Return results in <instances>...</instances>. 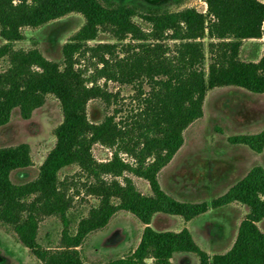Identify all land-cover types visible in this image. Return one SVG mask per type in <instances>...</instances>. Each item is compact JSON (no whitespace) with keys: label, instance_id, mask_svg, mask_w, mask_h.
<instances>
[{"label":"trees","instance_id":"1","mask_svg":"<svg viewBox=\"0 0 264 264\" xmlns=\"http://www.w3.org/2000/svg\"><path fill=\"white\" fill-rule=\"evenodd\" d=\"M205 12L195 7L168 11L160 6L146 10L114 0H0V127L15 108L24 118L56 96L63 121L56 128V143L41 165L36 179L16 184L14 170L32 165L26 143L0 146V221L13 227L19 240L45 264H84L78 246L92 231L104 227L119 210L133 213L145 224L133 253L105 264H171L176 253H195L199 264H264V168L253 167L226 193L210 202H182L168 194L158 180L184 143V131L203 116L209 90L239 86L264 93V53L258 61L243 60L244 41L264 35V2L260 0H203ZM80 13L83 25L63 46V63L47 59L37 48L16 49L24 27H38L70 13ZM140 17L148 28L136 18ZM101 33L114 42L90 45ZM89 54L93 73L79 66ZM208 57L210 62L208 63ZM114 81L138 88L140 104L125 117L116 109L101 122L88 117L90 100L108 104L117 95L98 83ZM144 84L149 89H144ZM256 152L264 149V130L230 137ZM117 147L108 161H98L93 145ZM120 152L134 162L126 161ZM77 165L94 179L89 192L99 198L77 225L75 234L65 229L61 245L44 248L38 241L40 220L58 215L69 225L67 195L59 173ZM126 172L145 178L150 194L141 193ZM104 175H111L108 181ZM117 177H123V182ZM117 200V201H116ZM233 202L248 206L230 250L210 255L187 228L157 231L151 225L156 213L183 216L186 220Z\"/></svg>","mask_w":264,"mask_h":264},{"label":"rangeland","instance_id":"2","mask_svg":"<svg viewBox=\"0 0 264 264\" xmlns=\"http://www.w3.org/2000/svg\"><path fill=\"white\" fill-rule=\"evenodd\" d=\"M119 4L136 5L142 10L149 6H160L168 11H179L195 7L205 12L207 4L203 0H114ZM264 2V0H260ZM143 27L148 25L140 18ZM80 13H70L38 27H24V37L14 43L16 49H39L49 60L63 63V46L83 25ZM107 33H101L90 45L100 42H114ZM6 41L0 35V45ZM264 53V35L261 39L244 41L241 58L258 61ZM208 63L210 59L208 57ZM79 66L88 67L87 75L93 73L89 54L81 58ZM8 67L5 59L0 60V71ZM108 91L117 95L108 104L101 98L92 99L87 105L88 117L92 122H101L116 109H122L117 118L133 108L140 101L138 88L132 84L98 80ZM148 90L149 85L144 84ZM204 114L184 131V143L171 161L158 173V180L165 192L179 201L199 203L210 202L226 193L255 166L264 168V149L254 151L246 144H234L230 137L256 134L264 130V93H254L239 86L215 87L206 95ZM63 121V111L59 99L53 94L46 96L42 106L35 109L30 118H24L19 108L12 112L11 120L0 127V146L26 143L30 148L32 165L14 170L11 179L16 184L25 183L38 177L41 165L56 143V128ZM117 147H107L101 143L93 145L92 152L98 161H108ZM120 156L134 162L128 154ZM137 189L150 194L149 182L140 176L126 172ZM110 181L111 175H104ZM66 193L71 197V207L67 211L69 225L58 215L45 216L40 220L38 241L44 248L56 249L61 245L65 229L75 234L78 222L97 206L99 198L89 192L94 181L77 165L64 168L59 173ZM123 182V177H117ZM117 201V200H116ZM249 208L241 202H233L186 220L183 216L156 213L150 225L157 231H180L187 228L196 243L210 255L222 254L230 250L236 240L239 226ZM264 231V219L258 222ZM145 224L133 213L126 210L116 212L107 224L89 233L77 247L84 264H105L133 253L140 243ZM151 258L143 264H152ZM171 264H199L195 253H176ZM0 264H45L18 238L13 227L0 221Z\"/></svg>","mask_w":264,"mask_h":264}]
</instances>
